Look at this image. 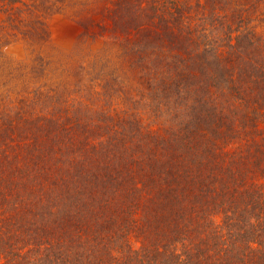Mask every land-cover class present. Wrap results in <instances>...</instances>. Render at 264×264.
Here are the masks:
<instances>
[{"label":"trees","instance_id":"16d2710c","mask_svg":"<svg viewBox=\"0 0 264 264\" xmlns=\"http://www.w3.org/2000/svg\"><path fill=\"white\" fill-rule=\"evenodd\" d=\"M24 2L0 0V264H264V0H114L60 55L65 6ZM14 30L41 51L4 54Z\"/></svg>","mask_w":264,"mask_h":264},{"label":"rangeland","instance_id":"374dc122","mask_svg":"<svg viewBox=\"0 0 264 264\" xmlns=\"http://www.w3.org/2000/svg\"><path fill=\"white\" fill-rule=\"evenodd\" d=\"M24 8L26 3H34L39 0H24ZM114 0H65V2H58V0H49V3L59 6H65V11L55 12L47 18V22L50 27V37L49 43L51 47L45 50L51 55H60L61 53H67L73 50L74 44L78 40L77 35V24H76V15L75 13L78 11L86 12L91 15L93 18H98L101 16L102 12L107 7L113 6ZM38 11H41L38 8ZM25 16V15H24ZM26 17L22 22L27 23ZM22 24V23H21ZM21 26V25H20ZM23 29V26L21 27ZM25 29V28H24ZM13 33L18 34V36H14L13 34L8 35L9 44L4 46V54L8 57L13 58L16 61L27 60L30 57L34 56L37 52L41 51V49L37 46H31L26 43L23 39V34L18 30H14ZM99 43H94L92 45L93 49H97L99 47ZM35 48V49H34Z\"/></svg>","mask_w":264,"mask_h":264}]
</instances>
